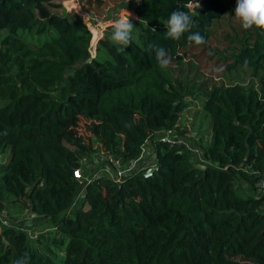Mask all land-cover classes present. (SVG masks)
<instances>
[{"label":"trees","instance_id":"obj_1","mask_svg":"<svg viewBox=\"0 0 264 264\" xmlns=\"http://www.w3.org/2000/svg\"><path fill=\"white\" fill-rule=\"evenodd\" d=\"M59 1L0 0V212L23 206L49 223L34 244L28 227H3L0 264L25 254L27 264H264V30L243 28L232 39L238 46L219 53L231 60L228 69H251L257 85L202 91L210 137L192 144L194 152L159 135L183 136L177 123L195 89L167 75L154 47L172 61L189 46H206L213 23L234 16L236 0L193 7V0H132L135 29L124 52L110 39L114 23L97 38L78 13L55 12ZM105 1L82 0L94 8ZM178 8L193 17L191 31L204 44L189 42L188 33L165 38ZM78 119L96 145L63 126ZM149 143L151 177L141 169L119 183L73 176L95 151L106 163L130 165Z\"/></svg>","mask_w":264,"mask_h":264},{"label":"rangeland","instance_id":"obj_2","mask_svg":"<svg viewBox=\"0 0 264 264\" xmlns=\"http://www.w3.org/2000/svg\"><path fill=\"white\" fill-rule=\"evenodd\" d=\"M132 0H106L102 7H90L82 2V0H60L61 8L54 9L55 12L63 14L64 11H74L81 16L83 23L100 31L97 38L105 35V29L108 25L115 23L116 20L131 15L128 4ZM201 0H193L190 7L200 5ZM130 19V16H129ZM243 27L234 16L223 15L217 19L210 29V38L206 46L197 47L189 46L180 51L176 58H173L170 64L165 68L170 78L187 82L190 87L193 86L195 92L192 96L187 97L188 106L180 114L178 128L183 130V136L180 137L192 145L197 144L199 139L202 143H208L210 137V116L203 109L205 96L202 94L204 90H210L212 87L229 86L233 84H241L244 87L257 85V77L252 75L251 69L239 66L237 69L227 68L231 63L230 59L220 58L219 53L224 52L230 54V48L238 44L232 39H241ZM96 43L88 47L89 56L96 54ZM198 88L200 90H198ZM200 91V92H199ZM3 103L0 100V105ZM85 121L78 119L76 121L64 122L63 126L70 131L73 137H77L81 141H89L93 139L94 145L96 140L90 136L86 130ZM175 131L162 132L159 135L170 137L176 135ZM148 153L154 152L151 144H148ZM199 149V148H198ZM201 156L199 150L198 159ZM202 158V157H201ZM106 159L100 152L95 151L84 159L89 168L95 173L104 166ZM154 162V161H153ZM152 162V163H153ZM101 173V172H100ZM104 173V172H102ZM257 187V186H256ZM251 194L258 192L252 187L247 186ZM258 189V188H257ZM240 195H246L242 190L237 189ZM23 208V210H21ZM6 211V210H5ZM41 216L31 212L29 208L23 206L12 207L6 215L0 213V231L3 227L13 224L19 228H26L27 235L34 244L36 235L47 229L49 223L43 222Z\"/></svg>","mask_w":264,"mask_h":264},{"label":"clouds","instance_id":"obj_3","mask_svg":"<svg viewBox=\"0 0 264 264\" xmlns=\"http://www.w3.org/2000/svg\"><path fill=\"white\" fill-rule=\"evenodd\" d=\"M197 6H199L197 4ZM235 18L240 21L242 27L247 30L255 26L258 29L264 30V0H236L234 9ZM128 16L118 19L112 26L110 39L112 42L120 46L119 52H124L133 40L134 24ZM165 38L171 40H180L181 37L188 33L187 40L195 45L205 43V38L199 31H191L194 26L193 17L186 11L176 9L170 13L165 25ZM155 31V29H153ZM155 59L161 68L167 67L171 62V57L167 49L164 47H154ZM148 147V146H147ZM152 157H154V152ZM18 264H27L25 258L18 261Z\"/></svg>","mask_w":264,"mask_h":264},{"label":"built area","instance_id":"obj_4","mask_svg":"<svg viewBox=\"0 0 264 264\" xmlns=\"http://www.w3.org/2000/svg\"><path fill=\"white\" fill-rule=\"evenodd\" d=\"M134 16V15H130ZM91 30L92 28L89 27ZM100 33V31H99ZM100 36V35H99ZM162 140H169L170 142H176L178 144L184 145L185 147H188L189 149L193 150L194 152H197L198 149L195 148L194 146L188 144L184 139L178 137L177 135H173L170 137H164ZM147 151V145H144L141 150L140 156L132 162L130 165H122L120 164L117 160L115 159H109L108 163H105L102 168L99 169L97 172H93L91 168H89V164H86L84 159L82 160V167L75 170L73 172V176L77 179H82L83 175L86 176L87 178L95 175H106L112 178L116 183H119L123 178H125L127 175L132 173L133 171L137 169H141L143 177L148 178L153 175V169L155 168L154 162H150L148 160L145 161V158L147 155H149ZM101 172V173H100ZM104 172V173H102ZM261 187L264 188V177L260 181ZM0 213H3L6 215V211L2 210Z\"/></svg>","mask_w":264,"mask_h":264},{"label":"water","instance_id":"obj_5","mask_svg":"<svg viewBox=\"0 0 264 264\" xmlns=\"http://www.w3.org/2000/svg\"><path fill=\"white\" fill-rule=\"evenodd\" d=\"M156 155H154V157H155Z\"/></svg>","mask_w":264,"mask_h":264},{"label":"crops","instance_id":"obj_6","mask_svg":"<svg viewBox=\"0 0 264 264\" xmlns=\"http://www.w3.org/2000/svg\"><path fill=\"white\" fill-rule=\"evenodd\" d=\"M40 220H41V218H40Z\"/></svg>","mask_w":264,"mask_h":264}]
</instances>
